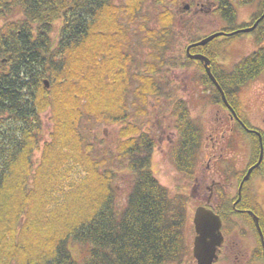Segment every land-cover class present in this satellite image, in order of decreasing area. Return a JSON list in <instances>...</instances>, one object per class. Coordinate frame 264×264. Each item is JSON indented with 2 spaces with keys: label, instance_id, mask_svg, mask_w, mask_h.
<instances>
[{
  "label": "trees",
  "instance_id": "1",
  "mask_svg": "<svg viewBox=\"0 0 264 264\" xmlns=\"http://www.w3.org/2000/svg\"><path fill=\"white\" fill-rule=\"evenodd\" d=\"M176 1L154 0L141 14L142 0H0V264H181L190 253L189 195L160 182L155 135L134 121L168 97L178 131L173 162L183 178L196 176L204 127L175 96L165 56L199 22L182 21ZM256 32L260 41L264 19ZM133 38L150 48L145 59ZM263 49L235 64L228 88L212 68L237 109ZM103 123L119 125L111 142L91 138Z\"/></svg>",
  "mask_w": 264,
  "mask_h": 264
},
{
  "label": "flooded vegetation",
  "instance_id": "2",
  "mask_svg": "<svg viewBox=\"0 0 264 264\" xmlns=\"http://www.w3.org/2000/svg\"><path fill=\"white\" fill-rule=\"evenodd\" d=\"M113 1L118 5L128 4V0ZM153 1L142 0V4L151 6ZM164 1L168 4L169 0ZM176 2L178 6L177 12L184 22L192 19L191 22L195 26L198 22L197 20L212 16L213 20L219 22L218 25L221 23L215 31H212L224 32L211 40H214L215 43L209 48L208 44L211 41L203 45H190L206 35L202 36L189 42V52L186 50V55L189 60L199 62L204 68H206L205 62L191 55L203 54L209 57L210 67L211 69H215L217 77L223 81L227 88L232 86V77L228 72L240 59L233 62L231 68L226 67L227 60L220 61L218 58L216 59V56L222 49V47L219 48V45L216 46V44L219 40H224V45H227L235 37H243L245 35L243 31L229 34L234 30L245 27V25H242V23H245V20L238 22L237 17L233 16L234 8H236L237 12V6H244L245 3L256 7V11H254V13L258 11L256 16H250L248 22H251V24L246 25L251 26L264 13V0H177ZM263 19L252 30L255 36L258 25ZM235 21L239 26L234 27ZM256 40L259 44L257 49L259 46L264 48V33L260 41L257 37ZM258 57L261 64L258 73L249 77L245 82V90L248 89V92H250L249 88L252 83L257 82L255 86L257 92H255V95L245 98L243 114L242 112H238V109L230 103L229 98L216 78L218 84L214 83L221 93L223 100V103H221L220 98H217L219 100L217 103L223 106L221 108H224L226 113L212 124L210 131L212 144L208 153L206 167L213 174L208 182L205 181L203 174H196L189 183L191 187L190 194L193 199L197 200L196 206L205 205L212 208L220 215L222 220L223 241L215 264H264V49ZM230 98L235 99L232 94H230ZM233 134L245 135L246 153L245 163L242 167L236 161L231 160L233 157V154L230 153L232 146L228 144L227 138ZM261 139L263 142V159L258 166L253 168L249 177L246 178L249 168L259 159ZM249 141L252 142L251 149L253 150L250 152L251 155L247 150L249 148ZM256 142L258 143V148L256 147ZM228 147L231 148L228 149ZM256 153L257 157L255 158ZM244 176L245 181H243ZM193 215L194 212L191 214L189 210L188 222H191V225L189 227L188 224L189 231L187 232V237L189 238L191 251L186 255L181 264H197V260L193 254V244L196 235Z\"/></svg>",
  "mask_w": 264,
  "mask_h": 264
},
{
  "label": "rangeland",
  "instance_id": "3",
  "mask_svg": "<svg viewBox=\"0 0 264 264\" xmlns=\"http://www.w3.org/2000/svg\"><path fill=\"white\" fill-rule=\"evenodd\" d=\"M153 4V3H152ZM162 9L165 10L167 8L165 4H162ZM153 5L146 6L144 4L143 10L144 12L153 11ZM172 6L176 11L178 10L177 2H172ZM150 10H149V9ZM256 7L254 5L246 4L244 6H237V20L238 22L249 20L250 16L255 15L257 12ZM149 14V18L152 20L155 17L151 13ZM124 18L129 17V13H123ZM137 21V19H135ZM199 29L185 30L177 36L173 42H171V48H168V53H166L165 59L169 62H172L170 71L168 72L169 76L173 79V86L175 87V96L183 97L187 100L190 115L197 121H200L204 127V135H203V148L201 151L200 164L198 167L197 174H203L205 181L208 182L210 177L212 176V172H209V168L207 165L208 153L210 152V146L212 144L211 140V127L212 124L220 119V116L226 113V110L221 104L217 103L219 98L217 93L215 92L213 87H207L208 85H204L202 82L203 79V69L204 68L199 62L195 60H189L186 55V50L189 46V42L193 41V39H198L199 36H205L206 34L212 33L215 31L219 22H216L211 17H203L199 20ZM136 26V25H134ZM138 27V25H137ZM56 32V31H55ZM139 32V30H138ZM143 34L141 33V36ZM141 40V39H140ZM139 39L133 38L134 46L141 47L138 51L143 54V58L145 59L149 52V47H144L142 43L139 44ZM192 44V43H191ZM219 45V48L222 49L219 51L216 59L218 60H227L228 68H231L232 63L242 57L250 54L258 47V41L256 40V36L254 32H246L243 37H235L233 41L229 42L227 45H224V40H219L216 46ZM142 50V51H141ZM146 56V57H145ZM170 56V57H169ZM167 71H165L164 76L167 77ZM251 85V84H250ZM249 85V86H250ZM257 82L252 83L248 92V89L245 90V86L239 95V105L238 110L243 114V103L245 98L248 96L255 95ZM257 95V94H256ZM164 99V100H163ZM161 102L152 101L149 107V113L142 117L139 120H134L136 122H140L142 124V128L144 130H148L154 133L156 139V145L153 149L152 154V162L154 173L160 180V182L166 185L172 192H184L190 195V205L189 210L190 213L193 214L196 206V199H193L190 192V180L183 178L180 173L177 171L176 166L173 162L170 150L172 145L177 139L178 131L174 127V118L171 116V107L168 104L169 98H163ZM50 112L43 113V121H44V138H49V133L52 128V121L49 118ZM138 122V123H139ZM93 131L96 133L91 136L93 139L104 140V143L111 142L118 135L119 125L117 124H98L95 127H92ZM228 144L232 146L230 149V153L233 154L231 160H234L238 163L240 167L245 163V135H237L233 134L231 137H228ZM44 140V139H43ZM97 146L100 147V143L95 141ZM252 142L249 141V148H247L248 153H250L253 149ZM248 144V143H247ZM251 155V153H250ZM41 157V150L35 152V158L38 159ZM205 170V171H204ZM206 172V173H205ZM118 184L120 185V196L121 201L124 200L126 182L120 178L118 179ZM189 227L191 222H188ZM189 231V228H188Z\"/></svg>",
  "mask_w": 264,
  "mask_h": 264
},
{
  "label": "water",
  "instance_id": "4",
  "mask_svg": "<svg viewBox=\"0 0 264 264\" xmlns=\"http://www.w3.org/2000/svg\"><path fill=\"white\" fill-rule=\"evenodd\" d=\"M264 18V13L256 20L252 26L245 27L243 29H238L230 34H234L239 31L249 32L256 28L258 22ZM223 31L214 32L200 41L193 43L191 45L206 44L215 37L223 34ZM189 51V47H188ZM194 58H200L205 62L206 70L210 77L217 83L215 76L213 75L210 67V59L206 55L194 54L191 55ZM45 86L49 87L50 83L48 79L44 80ZM218 84V83H217ZM219 86V85H218ZM219 88H221L219 86ZM222 90V89H221ZM225 98L224 92L222 91ZM261 144L262 139H261ZM263 158V145L261 147V154L259 160L249 168L246 178L249 177L254 167L258 166ZM245 181V176L243 178ZM193 222L196 230V235L193 245V254L197 260V264H215L219 256L220 246L223 241V232L221 229L222 220L220 215H218L212 208L205 205H199L196 207L193 217ZM14 264V263H12Z\"/></svg>",
  "mask_w": 264,
  "mask_h": 264
}]
</instances>
